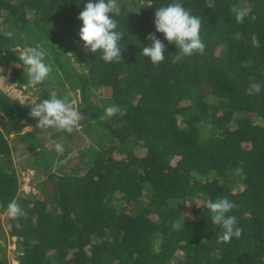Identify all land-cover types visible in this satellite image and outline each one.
<instances>
[{"label": "trees", "instance_id": "trees-1", "mask_svg": "<svg viewBox=\"0 0 264 264\" xmlns=\"http://www.w3.org/2000/svg\"><path fill=\"white\" fill-rule=\"evenodd\" d=\"M87 2L0 0V237L16 238V263L264 264V0H180L201 18L204 54L173 64L176 45L156 33L166 45L157 66L140 53L156 9L176 0H118L122 61L112 63L79 38ZM232 5L250 9L242 24ZM25 46L52 68L36 86L18 59ZM69 92L81 127L37 135L31 103ZM111 105L126 114L107 117ZM52 140L72 149L68 166L51 168L61 161ZM17 163L42 177L36 192L21 189ZM220 196L243 230L227 244L203 206ZM13 201L26 217L7 215ZM0 264H11L1 244Z\"/></svg>", "mask_w": 264, "mask_h": 264}, {"label": "clouds", "instance_id": "clouds-1", "mask_svg": "<svg viewBox=\"0 0 264 264\" xmlns=\"http://www.w3.org/2000/svg\"><path fill=\"white\" fill-rule=\"evenodd\" d=\"M148 7H151L149 2ZM205 7L214 9L213 0H206ZM229 11L234 15L238 24L244 22L250 9L232 5ZM121 7L118 0H88L83 11L77 17L82 22L79 29V38L84 47L96 53L101 52V59L105 63L122 61L120 41L123 39V32L118 29V21L114 18L119 16ZM254 19V17H253ZM201 18L193 15L190 10L185 9L180 0L170 3L167 6L158 7L155 11V32L149 33L146 39L150 43L143 47L142 56L147 57L150 62L157 66L165 60V43L157 38L156 33H162L169 44H175L178 52L171 56V63L181 62L185 57L194 54L203 55L205 44L200 38ZM8 38L13 36L10 31L4 32ZM46 52L38 47L25 46L20 52L18 59L24 65V71L28 77V84L36 86L44 82L49 76L52 68L44 62ZM249 87L255 92H260L261 84L250 78ZM72 93L69 92L63 98L53 95L50 99H43L39 102H32L29 115L38 120L36 125L40 129H55L57 131L71 134L74 127L83 118L81 113L75 110L70 103ZM116 114L125 115V111L118 105H111L105 109V115L112 117ZM57 153L63 154L64 144L56 143ZM198 204V203H197ZM198 206H200L198 204ZM210 212V221L222 229V234L217 237V243L227 244L242 235V229L238 227L237 217L229 215L237 207L234 201L226 196L217 197L203 205ZM7 215L15 219L26 217L27 213L15 201L7 206ZM17 227H20L17 224Z\"/></svg>", "mask_w": 264, "mask_h": 264}, {"label": "rangeland", "instance_id": "rangeland-1", "mask_svg": "<svg viewBox=\"0 0 264 264\" xmlns=\"http://www.w3.org/2000/svg\"><path fill=\"white\" fill-rule=\"evenodd\" d=\"M2 85H3L4 88L10 89L11 93H13L16 96L20 97L22 101H24L26 97L31 95L30 93L22 94L17 89L13 88L12 85L9 84V83H3ZM108 93H109L108 90L103 92L104 95H108ZM72 102L75 103L76 101L73 100ZM80 127H79V125H77L76 129H78ZM30 129H33L32 125L25 127V130H30ZM36 130H37V135H39V136H43L45 134V129L36 128ZM50 142H51V140H49V139H47L46 142H45L46 147L49 145V149L51 147L50 146V144H51ZM11 143H13V142L11 141ZM53 143H58V140H54ZM18 145L21 146V143H19ZM54 148H55V145L52 147V149H54ZM71 152H72V149L69 148L68 151H67V149L64 150L63 154L57 153V157L61 156V158H60L61 161L59 162V160H55L54 163L51 164V168L55 169L56 167H58V164L59 165H63L65 163V165H67L68 163H66L67 162L66 159L69 157V154ZM74 156H75V154L72 155V157H74ZM27 157H29V152H24V153H22V155H19V156L15 157V159L20 160V161L23 162L24 159L27 158ZM76 157H74V158H76ZM70 159L72 160V158H70ZM20 167H21V165H19L17 163L16 164V168H17V171H18L19 176H20L21 189H23L24 191H30L31 190L33 192H36V187L34 185H35L36 182L38 183L41 180L42 177L33 179L32 178L33 169L31 167H27L25 169H22ZM0 219H1V222L3 224L4 230L7 231L6 222H5V219H6L5 215L2 214ZM0 244L6 246V254H7V257L9 258L10 263L11 264H17L16 260H14V258H13V251H15L14 249L16 247V238L15 237H10V238H6V240H5L3 237H0Z\"/></svg>", "mask_w": 264, "mask_h": 264}]
</instances>
